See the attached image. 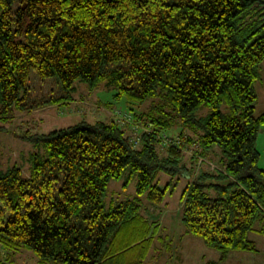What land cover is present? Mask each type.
<instances>
[{
  "label": "trees",
  "instance_id": "trees-1",
  "mask_svg": "<svg viewBox=\"0 0 264 264\" xmlns=\"http://www.w3.org/2000/svg\"><path fill=\"white\" fill-rule=\"evenodd\" d=\"M263 62L264 0H0V120L70 104L81 81L115 87L137 127L84 119L25 132L20 138L36 148L30 176L18 166L0 170V245L29 249L43 264H121L127 249L149 240L137 234L157 228L145 202L164 205L184 178L187 232L223 258L256 252L248 236H264V113L255 115ZM32 71L55 78L59 96L29 104ZM203 105L207 117L198 116ZM180 126L188 132L168 134ZM163 134L199 149L187 157L163 148ZM218 151L212 168L206 161ZM162 174L170 177L164 187ZM134 179V197L107 205L111 183L123 180L126 191ZM121 236L129 242L112 252Z\"/></svg>",
  "mask_w": 264,
  "mask_h": 264
},
{
  "label": "rangeland",
  "instance_id": "rangeland-1",
  "mask_svg": "<svg viewBox=\"0 0 264 264\" xmlns=\"http://www.w3.org/2000/svg\"><path fill=\"white\" fill-rule=\"evenodd\" d=\"M259 71L260 78L255 84L258 95L256 116L264 113V62L261 64ZM75 87L74 100L70 104L64 103L42 107L24 114H16L14 118L8 120H0V128H2L0 130V170L6 171L12 166H18L25 176H30L31 155L36 148L20 138L25 132L47 134L54 130L74 126L84 119L90 123L99 120H111L115 118L116 111L122 110L127 112V115L131 113L129 105L125 102H117L114 98L117 93L116 88L107 83L91 89L86 83L77 81ZM27 94L29 104L41 103L50 96H59L56 79L41 80L32 71ZM108 104L117 106L110 110L106 107ZM135 111H138L137 108ZM222 111L224 113L229 112L225 105L222 106ZM210 113L211 110L206 105L201 106L198 110L199 117H207ZM183 131L188 132V129L180 126L170 130L168 134L177 137ZM258 150L261 154L259 167L264 169V126L260 132ZM222 156V153L218 151L217 159L210 162L206 161L207 165L212 168L217 167V162ZM187 157L192 156L188 154ZM160 178H162V187L170 180V177L166 174H162ZM122 183L123 180L111 183L106 199L107 205L111 200L121 201L134 197L136 179L131 182L126 191H123ZM187 183L186 179H181L172 195H168L166 198V205L155 207L145 202L148 209L143 210L142 213L146 212L145 216L149 222L156 221L157 228L154 232L150 231L149 236L146 238L144 237L147 230L144 229L138 233L134 240L138 241L142 238L141 242L149 240L139 247L127 249L124 252V260H121V264H264V236L261 234L251 232L248 236V239L255 244L256 252L231 251L223 258L220 251L207 246L201 237L187 232L180 217L181 195ZM4 210L3 204L0 205V211ZM128 239L124 236L119 237L116 240V245L112 247V252H119L125 248V243L129 242ZM0 263L43 264L35 253L29 249L23 248L20 251L10 252L3 245H0Z\"/></svg>",
  "mask_w": 264,
  "mask_h": 264
},
{
  "label": "built area",
  "instance_id": "built-area-1",
  "mask_svg": "<svg viewBox=\"0 0 264 264\" xmlns=\"http://www.w3.org/2000/svg\"><path fill=\"white\" fill-rule=\"evenodd\" d=\"M128 114L129 115H127V112H123L122 110L116 111L115 114H114V117H115L114 119L116 121H118L121 125H128V126L130 125L134 129L137 128V127L134 126L131 113H128ZM141 131H146L147 132V131H149V129L146 127V128H142ZM134 138H135V136H133V139ZM138 140L139 139H137V142L134 143L135 146H138V144H137ZM160 145L163 148L175 147L177 149H182L184 151V153H186V155L190 154L191 156H194L195 151L197 149H199V145L197 143H193V145L191 147L186 146V147H182L181 148L180 147V139L179 138H172V137H169L166 134H163L160 137ZM199 161L202 162L204 160H203V158H199Z\"/></svg>",
  "mask_w": 264,
  "mask_h": 264
},
{
  "label": "crops",
  "instance_id": "crops-1",
  "mask_svg": "<svg viewBox=\"0 0 264 264\" xmlns=\"http://www.w3.org/2000/svg\"><path fill=\"white\" fill-rule=\"evenodd\" d=\"M259 140V139H258Z\"/></svg>",
  "mask_w": 264,
  "mask_h": 264
}]
</instances>
